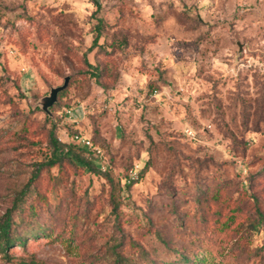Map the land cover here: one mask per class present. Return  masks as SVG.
Masks as SVG:
<instances>
[{"label": "rangeland", "instance_id": "1", "mask_svg": "<svg viewBox=\"0 0 264 264\" xmlns=\"http://www.w3.org/2000/svg\"><path fill=\"white\" fill-rule=\"evenodd\" d=\"M53 127L113 180L64 159L22 196ZM20 197L0 264H264V0H0V221Z\"/></svg>", "mask_w": 264, "mask_h": 264}, {"label": "trees", "instance_id": "2", "mask_svg": "<svg viewBox=\"0 0 264 264\" xmlns=\"http://www.w3.org/2000/svg\"><path fill=\"white\" fill-rule=\"evenodd\" d=\"M99 40H100V32H98V34L95 36L92 46L94 47L100 46ZM86 63L88 67L90 68V70L93 72V74H95V76H100L101 71L98 65L89 63L87 60H86ZM49 136H50V144L52 147V155L46 161L38 164V168L36 169L34 174L30 177L25 187L21 190L22 196L26 194V192L30 189L33 180L38 178L40 170L43 167H53L55 165H59L64 159H70L75 164H77L80 167H83L85 170L89 172L104 173L106 174L109 181L113 180L109 176L110 169H108L107 171H102L96 159L93 160L92 158L87 157L86 155L82 154L83 150H85L87 154L89 153L93 154L92 152L87 150L85 147L75 142L74 144H77V146L81 148V151H76L73 145L64 143L58 138L54 127L50 130ZM21 202H22L21 197L19 199H16L13 202L12 208L7 210V212L3 216L4 218L0 221V251L4 254V256L8 260L11 259L12 257L11 249L13 245L18 244V246L25 247L27 246V240L29 239L28 233H24L17 229L20 222L24 221L23 217H21L20 222L16 221L14 217V212L18 213L21 210L20 208ZM31 224H32V221H31ZM31 230H32L30 231L31 233H29L31 234L30 235L31 238L38 236L36 231H33L34 229H31ZM180 254L182 256L181 259L183 260L185 264H206L204 260L200 259L198 254L194 257V259L191 258L187 253H180ZM18 264H39V263L35 260H22L18 262ZM171 264H175V262Z\"/></svg>", "mask_w": 264, "mask_h": 264}, {"label": "built area", "instance_id": "3", "mask_svg": "<svg viewBox=\"0 0 264 264\" xmlns=\"http://www.w3.org/2000/svg\"><path fill=\"white\" fill-rule=\"evenodd\" d=\"M12 54H15V50H11ZM155 93H158V90H154ZM66 113L69 114V116L73 115V109H65ZM188 132L192 133V131L188 130ZM75 142L80 144L81 146L85 147L87 150L93 153V155L96 156V161L99 164V167L102 171H107L108 169H111L112 163L109 161L108 157L105 154V151L103 148L99 145H97L92 137L86 136L82 133H76L74 135ZM139 177V171L137 165L133 166L127 175V182L132 183L135 180H137Z\"/></svg>", "mask_w": 264, "mask_h": 264}, {"label": "water", "instance_id": "4", "mask_svg": "<svg viewBox=\"0 0 264 264\" xmlns=\"http://www.w3.org/2000/svg\"><path fill=\"white\" fill-rule=\"evenodd\" d=\"M68 83L69 77H66L63 85L52 88L50 94L41 100L40 105L48 114H51L50 108L57 102L59 93L67 87Z\"/></svg>", "mask_w": 264, "mask_h": 264}, {"label": "crops", "instance_id": "5", "mask_svg": "<svg viewBox=\"0 0 264 264\" xmlns=\"http://www.w3.org/2000/svg\"><path fill=\"white\" fill-rule=\"evenodd\" d=\"M79 112H81V111L75 110V111L73 112V115L70 116L69 119H70V121H71L72 123H78V124H79V122H80V118L78 117Z\"/></svg>", "mask_w": 264, "mask_h": 264}]
</instances>
